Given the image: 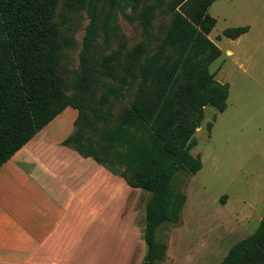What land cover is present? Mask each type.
Masks as SVG:
<instances>
[{"label":"trees","instance_id":"1","mask_svg":"<svg viewBox=\"0 0 264 264\" xmlns=\"http://www.w3.org/2000/svg\"><path fill=\"white\" fill-rule=\"evenodd\" d=\"M57 1L0 0V167L64 109L75 110L73 130L62 145L149 194L140 264H157L166 250L157 230L178 225L186 201L173 181L201 169L190 149L203 109L221 113L226 108L228 87L207 70L221 54L208 38L216 21L207 10L216 0H168L171 21L150 56L143 40L126 55L116 50L98 63L92 58L98 30L107 44L117 32V14L127 9L139 11L147 28L164 0L147 5L144 0H66L64 14L85 11L89 18L70 94L57 71L63 48L54 21ZM247 31L248 26L228 28L223 36L234 40ZM131 91L129 105L110 121V102ZM219 264H264V221Z\"/></svg>","mask_w":264,"mask_h":264},{"label":"rangeland","instance_id":"2","mask_svg":"<svg viewBox=\"0 0 264 264\" xmlns=\"http://www.w3.org/2000/svg\"><path fill=\"white\" fill-rule=\"evenodd\" d=\"M65 1H57L54 21L63 44L57 71L64 92L70 94L80 71L79 53L89 18L85 11L64 14ZM167 1L154 9L147 28L141 25L139 11L119 12L116 35L107 44L98 30L93 60L98 63L116 50L124 56L143 40L148 41L146 56H150L171 21ZM156 2L144 0L146 5ZM207 12L216 21L208 38L221 51L207 70L217 82L227 85L226 108L221 113L210 106L203 109L190 149L191 156L199 157L201 169L194 175L178 174L173 181L186 201L180 223L164 224L157 230L156 237L166 246L165 259L157 264H218L264 217V0H216ZM241 26H248V31L238 38L223 36L224 30ZM132 94L110 102V121L129 105ZM56 118L64 129H72L76 111L66 108ZM147 195L141 194L135 202L139 218ZM238 229L245 236H236ZM122 230V234H107L101 240L102 264H136L141 257L143 252L138 251L142 247L133 242L126 219Z\"/></svg>","mask_w":264,"mask_h":264},{"label":"crops","instance_id":"3","mask_svg":"<svg viewBox=\"0 0 264 264\" xmlns=\"http://www.w3.org/2000/svg\"><path fill=\"white\" fill-rule=\"evenodd\" d=\"M59 125L55 117L0 167V264H102L101 240L122 234L123 219L140 264L145 211L139 218L134 205L145 192L63 146L73 126Z\"/></svg>","mask_w":264,"mask_h":264},{"label":"water","instance_id":"4","mask_svg":"<svg viewBox=\"0 0 264 264\" xmlns=\"http://www.w3.org/2000/svg\"><path fill=\"white\" fill-rule=\"evenodd\" d=\"M263 221H264V217H263V219H262Z\"/></svg>","mask_w":264,"mask_h":264}]
</instances>
